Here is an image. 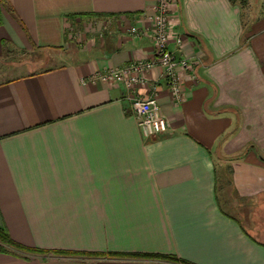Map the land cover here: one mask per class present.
<instances>
[{"label": "crops", "instance_id": "1", "mask_svg": "<svg viewBox=\"0 0 264 264\" xmlns=\"http://www.w3.org/2000/svg\"><path fill=\"white\" fill-rule=\"evenodd\" d=\"M254 2L174 5L184 41L169 48L193 67L179 71L177 103L160 69L135 91L88 80L154 56L153 36L129 30L150 26L156 0H0V58L65 54L0 80V227L70 252L12 248L0 264H264L248 229L264 203V0ZM154 89L169 129L150 136L131 97Z\"/></svg>", "mask_w": 264, "mask_h": 264}, {"label": "built area", "instance_id": "2", "mask_svg": "<svg viewBox=\"0 0 264 264\" xmlns=\"http://www.w3.org/2000/svg\"><path fill=\"white\" fill-rule=\"evenodd\" d=\"M178 0H156L152 13L148 16L151 24L148 28L140 29L137 26L130 28L129 33L134 36L150 34L154 39V56L147 59H136L130 63L97 71L88 77L91 82L118 83L130 89H135L147 82V75L157 69L162 71L174 100L182 102L184 85L179 71L193 70L191 61L187 57H179L169 48L171 41L182 46L184 37L177 30L181 20L174 12V5ZM194 81L197 76H192ZM158 92L154 89L147 96L133 95L131 106L135 112L139 126L150 136L165 133L169 129V122L162 113L158 100Z\"/></svg>", "mask_w": 264, "mask_h": 264}, {"label": "rangeland", "instance_id": "3", "mask_svg": "<svg viewBox=\"0 0 264 264\" xmlns=\"http://www.w3.org/2000/svg\"><path fill=\"white\" fill-rule=\"evenodd\" d=\"M254 1L255 0H246L244 6L252 5V3H255ZM63 54V52L45 53L43 51H15L11 55H6L4 58H0V80L17 73L19 71V66L17 65L20 63L30 60L38 61L33 64L30 62L26 67L23 66L25 67L24 69L27 70H36L39 67L45 68L61 63V61L65 59V54L64 56ZM236 202L237 201L234 202L233 206H236ZM259 207L261 210L256 211V221L253 223L254 225H252V221H250L251 226L249 225L248 229L251 230L256 238L264 241V203Z\"/></svg>", "mask_w": 264, "mask_h": 264}, {"label": "trees", "instance_id": "4", "mask_svg": "<svg viewBox=\"0 0 264 264\" xmlns=\"http://www.w3.org/2000/svg\"><path fill=\"white\" fill-rule=\"evenodd\" d=\"M231 1H233V2L238 1L242 5H244V3L246 2V0H231ZM12 248L15 250L21 251V252H25V253H40V254H49L50 252L55 253V254L70 253L67 251H48L45 249H40V248H36V247L35 248L34 247H28V246L22 245V244L16 242L15 240H13V238L9 234L8 230L0 227V252H9V251H11ZM84 254H90V255H94V256H103L104 255V253H84ZM108 255L116 256V255H119V253H108ZM121 255H124V254H121ZM128 255H131V254H128ZM138 256L149 257V258H160V259L170 260V261H174V262H183L185 264H192V263H189L187 261L181 260L174 255L139 254Z\"/></svg>", "mask_w": 264, "mask_h": 264}]
</instances>
